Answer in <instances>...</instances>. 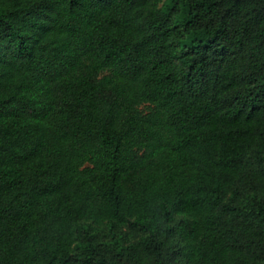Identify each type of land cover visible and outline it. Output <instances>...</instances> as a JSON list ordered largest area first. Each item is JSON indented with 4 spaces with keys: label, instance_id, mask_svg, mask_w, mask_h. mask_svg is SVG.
<instances>
[{
    "label": "trees",
    "instance_id": "trees-1",
    "mask_svg": "<svg viewBox=\"0 0 264 264\" xmlns=\"http://www.w3.org/2000/svg\"><path fill=\"white\" fill-rule=\"evenodd\" d=\"M0 264H264V0H0Z\"/></svg>",
    "mask_w": 264,
    "mask_h": 264
},
{
    "label": "rangeland",
    "instance_id": "rangeland-1",
    "mask_svg": "<svg viewBox=\"0 0 264 264\" xmlns=\"http://www.w3.org/2000/svg\"><path fill=\"white\" fill-rule=\"evenodd\" d=\"M143 110H147V106L143 105L141 107ZM122 233L128 238V239H134L135 236L129 233V229L127 227L123 228Z\"/></svg>",
    "mask_w": 264,
    "mask_h": 264
}]
</instances>
